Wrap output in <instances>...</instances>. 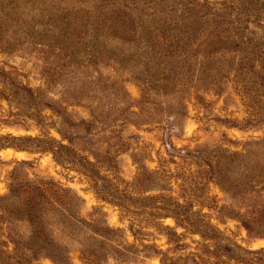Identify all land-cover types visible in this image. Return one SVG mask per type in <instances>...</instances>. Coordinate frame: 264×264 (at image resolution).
<instances>
[{
  "label": "rangeland",
  "instance_id": "374dc122",
  "mask_svg": "<svg viewBox=\"0 0 264 264\" xmlns=\"http://www.w3.org/2000/svg\"><path fill=\"white\" fill-rule=\"evenodd\" d=\"M22 12L10 36L0 32V196L27 180L69 188L83 199L81 216L104 220L118 228L116 242L132 245L121 264H233L225 248L264 247L255 218L264 206L256 47L205 56L214 40H200L188 69L164 67L161 50L120 52V39L69 58L43 44L51 39L38 11ZM251 42L260 45L264 34ZM58 141L68 145L64 162L36 145ZM27 240L29 226L0 205V264L35 263L15 253L13 242ZM71 257L85 264L76 251Z\"/></svg>",
  "mask_w": 264,
  "mask_h": 264
},
{
  "label": "trees",
  "instance_id": "16d2710c",
  "mask_svg": "<svg viewBox=\"0 0 264 264\" xmlns=\"http://www.w3.org/2000/svg\"><path fill=\"white\" fill-rule=\"evenodd\" d=\"M259 1L263 3L249 0H0V32L10 36L8 26H20L24 21L22 11L28 9L38 11L43 19L41 31L51 39L43 44L57 52L65 50L69 58L79 50L87 53L96 50L100 42L120 39L122 44L116 45L120 52L134 48L141 53L161 50L166 58L164 67L174 68L177 64L178 68L188 69V59L197 43L213 39L203 55L236 51L234 47H256V59L264 60V42L260 45L251 42V35L264 34V0ZM250 23L259 26L261 31L251 28ZM58 39L63 43H57ZM260 59L262 67L264 62ZM260 83L264 88V82ZM30 92L28 88V95ZM32 93L28 97L35 100L37 96ZM20 138L42 141L32 136ZM42 144L36 145L50 148L63 162L68 159L64 153L68 145L59 141L57 145ZM13 146L24 148L25 145ZM233 156L229 153L223 160H232ZM258 173V176L264 174ZM81 202V197L71 195L69 188L53 181L27 180L20 188L12 183L10 190L0 196V205L12 222L21 220L29 226L31 239V242H13L18 259L29 260L24 257L29 254L36 259L32 264H43L41 257L51 259L53 264H73V250L85 264L128 262L134 254L132 245L116 242L118 228L104 220L97 223L96 219L81 216L76 209ZM262 211L255 217L261 227L260 236H264V206ZM245 226L250 230L248 224ZM225 250L229 251L233 264H264L263 246L250 248L235 244Z\"/></svg>",
  "mask_w": 264,
  "mask_h": 264
}]
</instances>
